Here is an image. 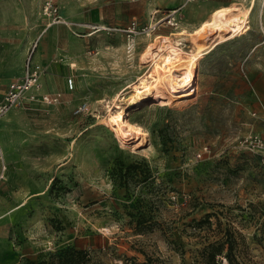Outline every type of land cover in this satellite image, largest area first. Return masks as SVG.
<instances>
[{
	"label": "rangeland",
	"instance_id": "374dc122",
	"mask_svg": "<svg viewBox=\"0 0 264 264\" xmlns=\"http://www.w3.org/2000/svg\"><path fill=\"white\" fill-rule=\"evenodd\" d=\"M231 3L246 1L0 0V97L34 39L42 90L61 95L0 121V264H264V0L200 59L196 99L126 109L138 148L96 124L151 67L154 35Z\"/></svg>",
	"mask_w": 264,
	"mask_h": 264
},
{
	"label": "bare ground",
	"instance_id": "6f19581e",
	"mask_svg": "<svg viewBox=\"0 0 264 264\" xmlns=\"http://www.w3.org/2000/svg\"><path fill=\"white\" fill-rule=\"evenodd\" d=\"M244 1V6L231 3L213 9L193 28L181 27L166 35H154L139 56V63L143 65L150 62L151 67L137 77L135 82L127 84L111 97L105 115L96 124L110 125L122 145L132 144L133 148H138L146 133L137 123L128 121L126 109L151 98L158 102L159 107H178L196 99L200 59L223 43L227 36L247 28L255 0ZM168 24L174 26L171 21ZM184 40L190 43L189 47L183 43ZM127 89L132 94L128 97L127 106L123 108L121 102L126 100L123 95L128 92ZM30 197L24 198L18 208H22Z\"/></svg>",
	"mask_w": 264,
	"mask_h": 264
},
{
	"label": "built area",
	"instance_id": "2783aa9c",
	"mask_svg": "<svg viewBox=\"0 0 264 264\" xmlns=\"http://www.w3.org/2000/svg\"><path fill=\"white\" fill-rule=\"evenodd\" d=\"M196 0H187V2L193 3ZM172 14V13H171ZM174 14V13H173ZM170 17V16H169ZM173 22V18L170 19ZM170 20L168 22H170ZM168 24V23H167ZM37 42L32 43L31 49L23 62L22 72L19 78L13 79L7 84L5 91L0 99V121L2 116L8 112L9 109L19 104V102H41L45 105L55 104L60 100V93H45L42 90L40 82V75L42 68L40 64L33 61V51L36 49ZM73 83L71 79L67 80V86L70 90L73 89ZM85 108V104H82L76 108L74 113L79 112ZM253 142H256L260 147L264 148V143L260 139L254 137ZM0 160H2V154L0 149ZM4 163L0 167V182L4 180ZM221 264H228L225 258H221Z\"/></svg>",
	"mask_w": 264,
	"mask_h": 264
},
{
	"label": "crops",
	"instance_id": "0c3cea01",
	"mask_svg": "<svg viewBox=\"0 0 264 264\" xmlns=\"http://www.w3.org/2000/svg\"><path fill=\"white\" fill-rule=\"evenodd\" d=\"M35 40H36V39L32 40L29 46H31L32 43L35 42ZM33 58H34V57H33ZM24 60H25V59H24ZM24 60L22 61V64H21L22 66H21V69H20L19 75H18L17 77L13 78V79L19 78V76H20V74H21V72H22V68H23V62H24ZM35 63H36V62H35ZM13 79H11V80H13ZM11 80H10V81H11ZM10 81H9V82H10ZM9 82H8V84H9ZM6 86H7V84H6ZM6 86H5V89H6ZM5 89H4V91H5ZM4 91H3V92H4ZM2 94H3V93H2ZM1 97H2V95H1ZM1 97H0V99H1ZM0 162H1V161H0ZM2 162H3V161H2ZM0 164H1V163H0Z\"/></svg>",
	"mask_w": 264,
	"mask_h": 264
},
{
	"label": "trees",
	"instance_id": "16d2710c",
	"mask_svg": "<svg viewBox=\"0 0 264 264\" xmlns=\"http://www.w3.org/2000/svg\"><path fill=\"white\" fill-rule=\"evenodd\" d=\"M208 261H209L210 264H215V256L214 255H210Z\"/></svg>",
	"mask_w": 264,
	"mask_h": 264
}]
</instances>
